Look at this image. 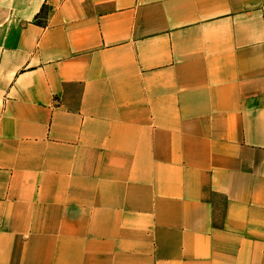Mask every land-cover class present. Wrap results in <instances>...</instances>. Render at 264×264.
Here are the masks:
<instances>
[{
  "label": "crops",
  "instance_id": "crops-1",
  "mask_svg": "<svg viewBox=\"0 0 264 264\" xmlns=\"http://www.w3.org/2000/svg\"><path fill=\"white\" fill-rule=\"evenodd\" d=\"M0 264H264V0H0Z\"/></svg>",
  "mask_w": 264,
  "mask_h": 264
}]
</instances>
